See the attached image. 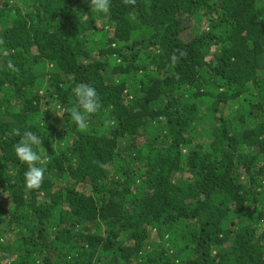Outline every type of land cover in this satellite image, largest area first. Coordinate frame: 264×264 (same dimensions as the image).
<instances>
[{
  "label": "trees",
  "instance_id": "1",
  "mask_svg": "<svg viewBox=\"0 0 264 264\" xmlns=\"http://www.w3.org/2000/svg\"><path fill=\"white\" fill-rule=\"evenodd\" d=\"M80 84L98 95L86 131ZM0 253L264 264V0H0Z\"/></svg>",
  "mask_w": 264,
  "mask_h": 264
},
{
  "label": "clouds",
  "instance_id": "2",
  "mask_svg": "<svg viewBox=\"0 0 264 264\" xmlns=\"http://www.w3.org/2000/svg\"><path fill=\"white\" fill-rule=\"evenodd\" d=\"M111 0H88L90 10L98 14H107L110 9ZM76 103L78 107L70 111L71 120L83 131L88 128V117L98 110V95L96 89L87 84H80L75 89ZM16 135H21L16 130ZM42 144L41 138L30 131L22 134V138L14 145V152L17 158L27 165L24 173V183L29 189L39 188L45 178V167L37 166L41 157L34 146Z\"/></svg>",
  "mask_w": 264,
  "mask_h": 264
},
{
  "label": "rangeland",
  "instance_id": "3",
  "mask_svg": "<svg viewBox=\"0 0 264 264\" xmlns=\"http://www.w3.org/2000/svg\"><path fill=\"white\" fill-rule=\"evenodd\" d=\"M214 49V48H213ZM155 238V234L152 233V239ZM0 255H2V253H0Z\"/></svg>",
  "mask_w": 264,
  "mask_h": 264
}]
</instances>
